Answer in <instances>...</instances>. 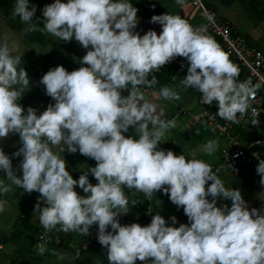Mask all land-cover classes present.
Returning a JSON list of instances; mask_svg holds the SVG:
<instances>
[{
	"label": "clouds",
	"instance_id": "obj_1",
	"mask_svg": "<svg viewBox=\"0 0 264 264\" xmlns=\"http://www.w3.org/2000/svg\"><path fill=\"white\" fill-rule=\"evenodd\" d=\"M36 11L29 0H15L12 16L27 25V31L64 42L75 39L87 50L82 58L74 57L79 68L69 72L58 65L42 76L39 83L55 103L37 115L35 108L29 106L25 112L18 103L30 90L21 56H13L7 44L0 45V138L18 134L22 146L12 156L23 157L22 175H17L12 159L0 149V171L10 181L0 179V194L12 192L13 185L29 194L39 193L33 213L45 230L40 239L46 241L47 233L57 226L65 234L87 236L97 225L108 264H136L137 260L143 264H264V214L249 210L241 191L225 187L208 163L195 158L196 153L188 159L159 149L176 121L162 118L163 109L141 91L142 85L157 83L153 74L163 65L183 57L188 67L180 81L182 89L197 90L202 93L200 103L215 101L220 118L239 123L238 114H246L260 84L239 82V68L215 40L179 16L153 15L150 23L160 24L162 30L158 34L150 29L141 36L135 31L138 9L130 0H54L42 9V27L33 20ZM124 90L128 95H122ZM157 98L178 101L181 97L163 87ZM258 123L253 119V125ZM130 127L135 136L124 135ZM217 147L218 141L209 140L200 150L211 155ZM53 149L79 151L96 164H82L84 171L74 179L65 159ZM256 171L264 185V160H259ZM90 174L96 184L89 181ZM77 185L87 195H80ZM125 187L142 192L148 200L163 191L177 208H183L189 223L176 227L175 216L167 224L155 213L148 225H122L119 217L138 202H129ZM220 198L230 199L231 207L217 206ZM5 208L6 201L0 200V213ZM48 251L46 244L37 246L38 255Z\"/></svg>",
	"mask_w": 264,
	"mask_h": 264
},
{
	"label": "crops",
	"instance_id": "obj_2",
	"mask_svg": "<svg viewBox=\"0 0 264 264\" xmlns=\"http://www.w3.org/2000/svg\"><path fill=\"white\" fill-rule=\"evenodd\" d=\"M53 2L54 0H29L30 6L34 4L37 7L33 20L41 27L43 26L42 9L46 4ZM130 2L133 7L138 9V25L135 31L141 36L145 33L148 18L153 15L168 13L179 16L193 28L205 20L202 9L193 5L191 0H130ZM205 2L216 12L218 18L230 23L233 32L242 35L250 46L258 48L264 53V0H205ZM14 3L15 0H0V45L7 44L13 56H21L20 67L27 71L30 78V90L25 92L18 103L24 107L25 112L31 106L37 110V115H39L46 110L50 103H55L51 97L45 94L44 86L39 83L42 76L49 69L58 65H63L69 72L79 68L81 65L74 57L82 58L87 50L82 48L75 39L71 42H64L40 31H27V25L21 23L18 17L12 16ZM37 17L40 19L37 20ZM215 42L218 44L217 41ZM185 74H187V70H180L177 74H172L175 76L173 80L164 78L162 74L163 76L161 75L162 77L154 85L156 89L154 94L149 95L143 92L146 99L158 104L163 109L165 116L162 118H175L176 121V126L165 132L158 147L165 151L172 150L176 155L183 154L188 159L193 158L192 153H196V159L203 160L213 167L220 162L222 141L209 132L206 124L194 120V116H198L203 110V104L200 103L202 93L191 88L182 89L180 81L186 76ZM163 87H170L178 91L180 100L158 99L157 95ZM122 95L125 94L122 93ZM258 120L259 123L253 125V119L248 118L244 122V128L237 126V132L242 141L264 136V127L260 124V120H264V112ZM149 127L151 128V126ZM124 135L135 136L134 129L130 127ZM209 140L218 141L217 150L211 155L200 150ZM21 146L18 134L12 133L6 138H0V149L12 159V166L17 175H22L19 165L23 157L22 155L14 157L12 154ZM53 151L58 152L65 159L66 168L74 179H79L84 171L80 167L82 164L85 167L95 166L92 159L79 152L69 153L66 149L63 153H60L58 149H53ZM4 175V172L0 171V179H4L5 183L10 184ZM260 179L256 168H248L240 175L225 174L222 177L225 187L241 191L249 210L256 208L264 214V185L260 184ZM89 181L92 184L98 182L91 174ZM12 187V192L0 194V200L6 201L5 211L0 213V264H108L97 239V225L90 228L87 236L78 233L65 234L59 231L63 241L60 244L40 243L46 244L50 251L42 256L38 255L37 246L39 244H37L36 237L38 232H45L39 223L38 215L33 213L39 193L34 191L29 194L14 185ZM75 190L80 195H87L78 185ZM123 191L129 202L134 200L138 202L134 205L130 204V211L119 217L120 223L125 225L135 222L144 226L142 205L138 200V197L143 196L126 187ZM208 199L211 200V197ZM151 200L154 214L162 215L167 224L172 223L170 220L172 216L177 218V223L174 225L176 227H179L181 223H189L183 208H177L170 201L169 196L162 191L153 193ZM231 203L230 199L220 198L217 200L219 207L227 204L230 208ZM41 206H44L42 201ZM145 218L148 225L150 218L146 212ZM84 237L90 239L91 246L88 250L71 248L70 244L78 243ZM51 250L63 254L64 259H58Z\"/></svg>",
	"mask_w": 264,
	"mask_h": 264
},
{
	"label": "built area",
	"instance_id": "obj_3",
	"mask_svg": "<svg viewBox=\"0 0 264 264\" xmlns=\"http://www.w3.org/2000/svg\"><path fill=\"white\" fill-rule=\"evenodd\" d=\"M191 3L200 7L205 15V20L196 26L195 29L200 30L203 34L210 36L219 43L222 50L229 56L231 62L239 68V82L247 80L251 81L253 85L260 84V88L256 91L254 99L250 101L246 114L243 116H239L238 114L239 123H232L220 118L217 115L218 108L215 101L211 105L203 104L201 113L198 116H194V120L206 124L209 132L222 141L220 162L211 167L216 176L222 180L225 174L240 175L248 168H257L259 160H264V136L242 141L236 130L237 126L244 128V122L248 118L259 119L264 112V53L260 49L250 46L242 35L233 32L230 23L218 18L216 12L206 4L205 0H191ZM150 20L151 17L147 20L145 32L151 29L159 34L162 26L158 23H150ZM187 67V60L183 57H177L172 62L163 65L160 71L153 75L156 76L158 82L160 76L165 71L172 68L187 70ZM174 78L175 76L172 75L170 80ZM141 91L151 95L155 93L156 89L154 85L151 87L142 85ZM122 93L128 95L127 90H124ZM254 112L258 113V116H254ZM260 124L264 127V120H260ZM93 163L96 164V161L93 160ZM129 190L132 191L134 189ZM136 193L142 195L146 201L145 212L150 218V223L154 214L152 200H148L142 192ZM148 211H151V213ZM42 234L44 232H38L36 237L37 244L42 242L60 244L63 241L58 228L47 233L46 241L40 239ZM70 245L71 248L77 250H88L91 246L90 239L87 237L82 238L78 243ZM101 250L105 260H107L106 249L102 245ZM136 264H143V262L137 260Z\"/></svg>",
	"mask_w": 264,
	"mask_h": 264
},
{
	"label": "trees",
	"instance_id": "obj_4",
	"mask_svg": "<svg viewBox=\"0 0 264 264\" xmlns=\"http://www.w3.org/2000/svg\"><path fill=\"white\" fill-rule=\"evenodd\" d=\"M218 45H219V43H218ZM220 46V45H219ZM181 69H177V68H172L171 70H168V71H165L164 72V78H170L171 76H172V74H177L179 71H180ZM162 75V76H163ZM162 76H160V78L162 77ZM237 130V129H236ZM138 200H140V203H141V207H142V211H143V214H142V217H144V226L145 225H147V221H146V218H145V211H144V207H145V203H146V201L144 200V198L143 197H138Z\"/></svg>",
	"mask_w": 264,
	"mask_h": 264
},
{
	"label": "rangeland",
	"instance_id": "obj_5",
	"mask_svg": "<svg viewBox=\"0 0 264 264\" xmlns=\"http://www.w3.org/2000/svg\"><path fill=\"white\" fill-rule=\"evenodd\" d=\"M186 75V74H185Z\"/></svg>",
	"mask_w": 264,
	"mask_h": 264
}]
</instances>
